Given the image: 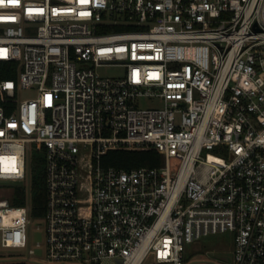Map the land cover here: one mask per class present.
Returning <instances> with one entry per match:
<instances>
[{
	"label": "built area",
	"instance_id": "obj_1",
	"mask_svg": "<svg viewBox=\"0 0 264 264\" xmlns=\"http://www.w3.org/2000/svg\"><path fill=\"white\" fill-rule=\"evenodd\" d=\"M0 61L19 64L0 79V191L46 155L26 261L213 264L189 245L231 233L229 264H264V0H3ZM123 149L164 162L104 166ZM16 198L0 193V248L28 245Z\"/></svg>",
	"mask_w": 264,
	"mask_h": 264
},
{
	"label": "trees",
	"instance_id": "obj_2",
	"mask_svg": "<svg viewBox=\"0 0 264 264\" xmlns=\"http://www.w3.org/2000/svg\"><path fill=\"white\" fill-rule=\"evenodd\" d=\"M19 64L15 61H0V79L15 80L18 76ZM16 105L15 98L7 97L0 90V106L5 107L7 113H12ZM39 153V152H38ZM34 152L29 158L32 165L31 188L20 186L17 189L16 205H25L31 201L33 216L41 218L46 213L47 187H46V155L45 150L41 154ZM164 162L163 156L155 149L143 150H111L103 157L106 167L114 166L120 169L131 170L134 168L149 166L156 167ZM30 193V195H29ZM30 196V197H29ZM9 261L0 264H32L23 259L9 258Z\"/></svg>",
	"mask_w": 264,
	"mask_h": 264
},
{
	"label": "rangeland",
	"instance_id": "obj_3",
	"mask_svg": "<svg viewBox=\"0 0 264 264\" xmlns=\"http://www.w3.org/2000/svg\"><path fill=\"white\" fill-rule=\"evenodd\" d=\"M99 72L104 76L113 77V76H119L123 74L124 68L116 67V66H106V67L100 68ZM37 92H38L37 87L22 89L20 93V99L25 100L29 98H34L37 95ZM142 104L143 106H150V105H153L154 103L150 101H143ZM38 154H41V152H39ZM28 162H29L28 177H27V180L24 181V185H21V186L30 188L31 181H32L33 168H32L30 161ZM174 164L176 165L177 162L174 161ZM19 187L20 186L18 184H13V185L3 188V190H1L0 193L9 195L12 189H18ZM41 220L42 219L38 217L32 218V224L30 226L31 235H30L27 247L22 248V249L0 248V259H6V258L8 259L16 258V259H23V260L29 259L30 257L29 250L31 248H35L36 246L34 234L38 229L39 223L42 222ZM233 243H234L233 235L231 233H223V234L219 233V234H214V235L204 237L199 242L193 245H189V248H192L193 250H198V252L195 251L193 254L194 259H202L205 261H209L213 264H229L233 256Z\"/></svg>",
	"mask_w": 264,
	"mask_h": 264
},
{
	"label": "water",
	"instance_id": "obj_4",
	"mask_svg": "<svg viewBox=\"0 0 264 264\" xmlns=\"http://www.w3.org/2000/svg\"><path fill=\"white\" fill-rule=\"evenodd\" d=\"M41 237H42V236H41V234L39 233V234H38V238L41 239ZM38 252L41 253V250L39 249ZM9 260H10V259H8V258H6V259H0V262H6V261H9Z\"/></svg>",
	"mask_w": 264,
	"mask_h": 264
},
{
	"label": "snow or ice",
	"instance_id": "obj_5",
	"mask_svg": "<svg viewBox=\"0 0 264 264\" xmlns=\"http://www.w3.org/2000/svg\"><path fill=\"white\" fill-rule=\"evenodd\" d=\"M3 2V0H0V3H2ZM11 2H15V0H11Z\"/></svg>",
	"mask_w": 264,
	"mask_h": 264
}]
</instances>
